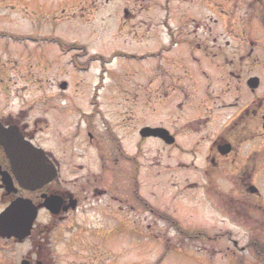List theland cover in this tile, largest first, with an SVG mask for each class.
I'll list each match as a JSON object with an SVG mask.
<instances>
[{"label": "flooded vegetation", "instance_id": "1", "mask_svg": "<svg viewBox=\"0 0 264 264\" xmlns=\"http://www.w3.org/2000/svg\"><path fill=\"white\" fill-rule=\"evenodd\" d=\"M200 2L197 15H189L190 0H74L76 11L110 10L100 35L111 43L149 46L152 50L146 55L157 64L144 73H118L112 94L107 93L109 73L102 64L90 89H100L99 93L105 89L102 110L84 111L69 95L66 109L47 107L45 101L40 106L38 97L17 112L0 116L4 129L17 130L23 142L44 149L58 174L41 190L18 189L11 162L0 147L1 170L18 189L10 194L1 190L4 209L16 197L39 208L38 220L24 242L5 241L11 247L26 245L23 259L13 264H48L44 250L51 245L58 255L60 233L50 241L40 232L44 195L61 199L65 215L51 218L56 223L75 213L86 217L100 202L109 204L107 215L118 208L140 217L137 205L145 203L140 190L153 179L158 186L178 189L176 196L201 207L196 216L201 224L187 235L197 236L204 249L221 250L218 239L225 231L220 226L228 222L237 229L247 228L244 246L230 238L233 248L227 249L232 255L247 252L251 258L245 264L254 257L261 261L257 264H264V0ZM98 58L106 59L92 55L90 61ZM161 63L167 64L165 70ZM81 71L82 76L92 73L91 68ZM64 83L59 86L68 89ZM91 95L85 96L90 106ZM160 117L163 120L157 122ZM149 119L151 124L142 125ZM146 127L167 130L171 144L141 137ZM46 133L49 148L40 142ZM92 202L97 203L81 212ZM171 209L166 217L179 218L178 208L167 211ZM64 247L71 250L68 244Z\"/></svg>", "mask_w": 264, "mask_h": 264}, {"label": "rangeland", "instance_id": "2", "mask_svg": "<svg viewBox=\"0 0 264 264\" xmlns=\"http://www.w3.org/2000/svg\"><path fill=\"white\" fill-rule=\"evenodd\" d=\"M65 1L68 0H0V116L10 111L15 113L23 105L35 102L38 97H40V106L45 101L47 107L55 103L66 109L68 107L65 105L71 104L68 99L69 95L73 97L75 104L76 102L81 104L78 106L84 111L97 108L102 110L105 89L100 93V89L93 88L92 92L90 89L96 82L94 72L98 73L100 66L102 64L105 66L107 61L103 58L90 61L91 56L111 55L114 52L143 56L152 50L145 45L126 46L106 41L98 33L102 28L103 15L110 10L99 13L96 20L92 21L88 20L91 17L84 12L76 11L72 7H67L64 14L65 11L60 9ZM76 1L80 2V0ZM200 3V0H193V3L190 0L188 14L197 15L194 12ZM41 5L44 7L41 8ZM45 6L53 9L46 10ZM58 45L61 46L64 56ZM105 58L108 57L105 56ZM156 64V61L139 62L116 59L109 67L107 93H113L111 87L118 73H144L153 66L155 68ZM166 65V63L160 64L164 70ZM85 68H91L92 73L82 76L80 73L84 74V71L81 70ZM26 75L29 80L35 81L34 85L28 86L24 82ZM38 79H40L39 82H37ZM63 82L68 83V89L64 92L59 89V85ZM78 83L82 89H79ZM38 86H40V91ZM87 95L93 96L92 106L88 103V99H82ZM163 114L161 113L162 117ZM162 117L156 121H162ZM149 123L150 119L142 125ZM49 136L50 134L46 133L41 137L40 142H47ZM46 145L52 146L51 143H45L46 148H49ZM187 176L192 178L189 173ZM155 180H152L150 186L140 190L145 203L138 204L137 208L144 215L143 217H136L131 211L128 214L120 212L118 208L115 211L109 210V215H107L106 210L109 204L103 202L90 210V205H96L97 202L87 203L83 205L84 208L81 211L84 213L89 210L86 217H80L81 213H75L67 221L63 220L59 224H53L48 215L41 212L40 232L49 236L50 241L55 234H62V240L58 243L56 252L62 256L69 254L61 259L53 251L55 246H48L47 250H44L47 254V263L230 264L231 261L235 262L233 258L225 257L227 252L230 253L227 247L230 245L233 247L231 242H228L229 240L226 241V245H223L226 248L222 249L224 251L222 254L216 253L215 255L210 251L215 258L204 256L203 250L199 255L192 251L193 243L189 238H185V234L192 233L193 229L198 228L201 224L200 220L185 219L183 222L179 217L183 222L181 225L178 218L166 217L172 213L173 209L167 211L164 205L165 203L179 204L183 206L182 208H187L194 206L193 202L190 198L176 196L178 189L156 185ZM175 196L178 199H175ZM1 209L0 206V212ZM196 212L200 213L201 208L196 207ZM94 214L99 215L97 219L94 218ZM221 219L222 217L218 220L221 221ZM149 226L154 232L149 231ZM221 227L225 231L224 235L220 236V239L223 238L221 241L232 237L238 240L240 247L246 244L247 228L237 229L228 222ZM229 232L238 233V235H229ZM4 242L0 239V264L20 262L23 259L22 255L25 253L26 245H17L11 249V244ZM63 242L71 247L72 254L65 251L61 245ZM196 247L203 249L199 245ZM8 248L11 250L8 251ZM44 252H41V260ZM166 253L165 260L161 261ZM54 255L56 256L55 263ZM243 258L246 259V256ZM254 261L257 262L255 257Z\"/></svg>", "mask_w": 264, "mask_h": 264}, {"label": "water", "instance_id": "3", "mask_svg": "<svg viewBox=\"0 0 264 264\" xmlns=\"http://www.w3.org/2000/svg\"><path fill=\"white\" fill-rule=\"evenodd\" d=\"M158 132H159L158 130L156 131L144 130L142 132V135L143 136L159 135L160 137L167 139V134L164 131H160L159 134H157ZM0 144L5 148V151L8 152V156L11 159L13 165L16 164L17 173L15 172V175L17 176L18 180L20 181L23 187L28 189H36L39 186L42 187L44 184H47L53 179L54 173L45 169L42 165H40V174H39L38 172L39 169L37 165L36 167H34L31 165L30 162H24V157H20V156L22 152L25 155L27 150L26 147L16 146L15 148L11 149V146L14 144V142L8 141V135H6L3 132H0ZM17 152L20 153L17 155L15 154ZM35 155L38 156V154ZM31 156L36 157L34 155ZM25 165H28L27 169L25 168ZM39 176H40V184L38 185ZM4 182L6 183L7 188L11 187L10 180L9 183L6 180H4ZM46 206L50 209V206H48L47 204ZM21 209L23 212L25 211L24 204L17 202L0 216L1 237L10 238L12 235H14L15 237L21 240L22 238H25L29 234L32 224L37 216V209L36 208L34 209L32 207L30 208L32 213L30 214V217L27 220L26 218H23L26 215L20 213ZM15 223L17 224L16 230L14 232H10L8 227H10L12 224Z\"/></svg>", "mask_w": 264, "mask_h": 264}]
</instances>
